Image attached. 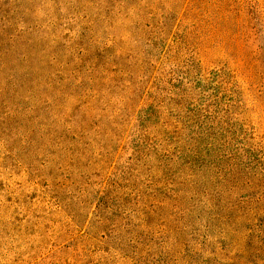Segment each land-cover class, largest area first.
<instances>
[{"label":"rangeland","instance_id":"rangeland-1","mask_svg":"<svg viewBox=\"0 0 264 264\" xmlns=\"http://www.w3.org/2000/svg\"><path fill=\"white\" fill-rule=\"evenodd\" d=\"M0 264H264V0H0Z\"/></svg>","mask_w":264,"mask_h":264}]
</instances>
